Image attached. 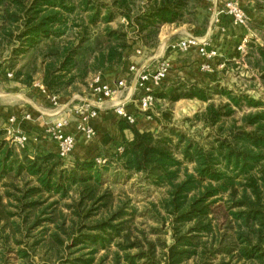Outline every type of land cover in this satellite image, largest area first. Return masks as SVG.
Segmentation results:
<instances>
[{"label":"trees","instance_id":"16d2710c","mask_svg":"<svg viewBox=\"0 0 264 264\" xmlns=\"http://www.w3.org/2000/svg\"><path fill=\"white\" fill-rule=\"evenodd\" d=\"M194 1L146 0L147 9L134 13L135 0H0V56L9 48L14 59L41 57L43 84L61 95L91 72L116 65L124 71L132 63L127 33L122 26L110 27L118 14L147 45L163 24L184 21ZM0 65L14 72L4 81L38 91L31 83L36 67L27 70L25 63L15 73L12 66ZM213 93L228 101L209 102ZM155 96L209 102L200 129L211 131L198 139L176 126L140 131L128 123L134 138L125 139L123 151L117 149L100 166L98 156L81 159L75 150L68 159L56 149L29 144L18 152L0 128V182L33 177L23 187L4 183L13 189L6 191L8 201L0 198L5 258L0 264H9L11 252L27 264L38 246L50 254L40 264H93L95 255L113 244L114 264H264V109L245 114L240 125L225 122L243 100L254 108L263 103L218 85L183 81L170 93L161 83ZM111 173L113 178L136 174L149 185L167 188V196L150 203L147 213L161 223L170 221L171 242L149 239L135 226L138 209L129 201L117 202L105 187ZM221 201L227 215L219 214ZM151 231L159 234L162 227Z\"/></svg>","mask_w":264,"mask_h":264},{"label":"rangeland","instance_id":"374dc122","mask_svg":"<svg viewBox=\"0 0 264 264\" xmlns=\"http://www.w3.org/2000/svg\"><path fill=\"white\" fill-rule=\"evenodd\" d=\"M215 1H218V3L221 4V2L227 0H195L189 5L184 21L179 23H165L176 25L188 24V27L192 29V32L195 35L207 37L211 46L217 48L220 52V57L214 60V70L209 72L206 78H203L202 81L191 80L187 75L181 74L174 83L177 84L178 81H183L196 83L200 86L209 85L211 87L218 85L221 88L233 91L237 96H248L261 101L263 107L254 108L247 105L245 100H243L242 107H234L236 112L232 116L225 118L226 125L228 126L234 121L240 125L241 119L245 114L264 109V0H237L249 17V22L246 26H237L227 17L216 22L213 17ZM145 2L146 0H135V3L132 5L134 13L146 10L147 7ZM165 24L160 27L159 33L156 35L155 39L147 40V45L143 44L142 39L139 38L136 33L135 27L129 24L128 20L122 15L118 14L110 24V27L116 29L119 26H122L123 31L127 33V41L130 45L128 47V58H141L139 60L134 58L132 63L143 64V62H145L150 56L159 53L158 45L160 42V34L162 27ZM98 28L99 30H102L104 26L100 24ZM228 35H230L231 38H228ZM180 36L183 35L177 33L175 38L179 39L181 38ZM245 37H248V41L245 46V52L241 53L238 50V47ZM164 58L165 57L158 58L157 60L155 59L156 61L154 60V63H151L150 61V64L154 65L155 62L157 63V61ZM180 60H183V57H179L178 61ZM0 61L6 66H12L15 73L24 66L25 63H27V70L30 68L35 69L36 67L37 72L34 73L31 82L33 83V87L36 82L43 80L41 71L43 63L41 57L27 54L25 57L14 59L11 57L8 48V50L4 51L0 56ZM110 69L115 70L114 72H116L115 75L117 74V77L123 72L121 65L113 66L105 71ZM176 69H179V71L181 70V68ZM105 71L102 73H105ZM94 74L95 73L91 72L84 80H77L73 85L61 92L60 97L63 100H67L73 95L84 96L85 92H89V82ZM172 88L166 90L170 93ZM0 94L7 97L12 95L15 97H17V95H23L36 102L44 101L45 103V101H48L41 93L34 91L31 86L27 87L17 80L4 81L3 79H0ZM227 101V97L213 93L212 99L209 102L219 105L220 103H225ZM209 102L196 98H182L176 102H170L168 99H159L156 103V107H154L149 114L153 119H162L160 121V129L164 125L176 126L185 132L195 134L198 139H201L211 131L209 129L204 131L200 129L204 125L201 117L206 111ZM163 113H172V115L163 117ZM197 114H199L200 117H196ZM15 148L18 152L21 151V149H18L16 146ZM190 167H192V165H190ZM115 168L116 166H111L110 169L112 173H114ZM112 173L111 178H108L109 180L105 184V187H109L114 192L117 202L129 201L130 207H136L138 209L135 216V226L138 227V229L145 231L149 239L154 240L160 236L167 242H171L170 221L168 220L165 223H161L160 220L156 221L150 216L152 213H147V211H149L150 203H159L161 199L167 196V188L149 185L136 174L130 176L121 174L118 175L117 178H113ZM31 179H33V177L25 175L23 179L7 178V180H2L0 182V198H3L4 202L8 201L6 191L13 189L12 186L6 187L4 183H14L15 185L23 187L25 180ZM64 211L67 212V209L64 208ZM218 211L220 215H227L224 202H220ZM99 217L100 215L94 219ZM152 227H162V231L159 234L153 233L151 231ZM18 237L21 236L19 235ZM34 240L35 237L33 235L28 238L30 243ZM12 247H14L16 251L17 246L12 244ZM116 250L117 247L115 244L111 246L110 250H100L95 255L93 264H114V252ZM30 251L32 250L30 249ZM1 253L2 247L0 246V263H3L5 258H3ZM18 256L19 255L16 252H11L6 257V260L9 264H20L22 259H19ZM31 256L32 257L27 264H40L48 259L50 254H48L46 248L38 246L36 252H33ZM191 263L192 262L190 261L189 264Z\"/></svg>","mask_w":264,"mask_h":264},{"label":"built area","instance_id":"2783aa9c","mask_svg":"<svg viewBox=\"0 0 264 264\" xmlns=\"http://www.w3.org/2000/svg\"><path fill=\"white\" fill-rule=\"evenodd\" d=\"M213 17L216 22L227 17L237 26H246L249 22L248 15L237 0H227L221 4L215 1ZM247 41L248 37H245L239 45L238 50L241 53L245 52ZM173 48L183 53L195 52L199 58V67L206 72L214 70V60L220 57L219 50L211 46L207 37L193 33L184 36ZM171 68L172 63L166 58L157 61L153 67L131 63L114 84L106 82L102 72L95 73L89 82V95L79 101L76 99L64 101L60 95L51 93L42 81H38L34 87L52 106L54 118L48 121L39 133L31 134L16 127L15 124L20 119L31 120L32 113L26 112L21 116L13 114L8 118V126L4 128L6 138L18 149L25 148L31 140H47L55 144L60 158L68 159L77 145L76 136L67 131L68 127L83 134L87 140H92L97 135L93 123L103 110L114 112L129 124H136L138 117L134 111L129 110L130 104L134 102L137 103V111L150 117L149 113L158 101L155 96L156 90ZM13 77L12 70L0 65V79ZM129 79L133 81L131 85L128 83ZM118 151H123V146H120ZM107 160L105 156L96 157V162L100 166L105 165Z\"/></svg>","mask_w":264,"mask_h":264},{"label":"crops","instance_id":"0c3cea01","mask_svg":"<svg viewBox=\"0 0 264 264\" xmlns=\"http://www.w3.org/2000/svg\"><path fill=\"white\" fill-rule=\"evenodd\" d=\"M177 33L183 36H180L181 38L176 39L175 36ZM189 33L193 32L192 29L188 27V24H165L162 27L160 34V42L158 45L159 53L157 55L150 56L147 60H145V62H143L144 65L153 67V65L150 64V61L151 63H154L155 59L157 60L161 57H165L171 61L172 68L162 82V87L165 90L172 88V86L175 84L174 82L177 81L178 76L181 74L187 75V77L191 80L202 81L203 78H206L209 73L201 70L199 67V58L195 52L183 53L173 48V46L176 45L180 39ZM227 37L231 38L230 35ZM179 57H183V60L178 61ZM134 58H137L138 60L141 59L138 57ZM134 58H130L132 62ZM176 68H181V70L179 71V69ZM114 71L115 70L110 69L103 73V77L106 82L110 84H114L116 82L118 77L116 76L117 74L115 75L116 72ZM128 83L131 85L133 81L129 79ZM88 95L89 92L87 91L84 93V96L73 95L67 100L76 99L79 101L81 98ZM67 100L65 99L64 101ZM136 109L137 103H131L129 110L134 111L138 117L137 123L134 124L138 130L152 131L160 128V121L162 119H153L152 116L149 117L148 115L143 114ZM26 112L32 113V119L27 121L20 119L16 122L15 126L20 127L24 131H27L31 134L39 133L45 124L54 118L53 108L48 101H45V103L44 101L36 102L24 97L23 95H17V97L12 95L7 97L0 94V128L4 129L8 126L9 116L13 114H18L21 116ZM169 115H172V113L162 114L163 117H167ZM93 124L97 131V135L92 140H87L83 134L75 131L72 127L67 128L68 132H72L76 136L77 145L75 148V153L77 157L81 159L87 158L89 155H92V157L95 155L109 157L121 146L125 139L132 140L134 138L133 130L128 126V122L120 119L112 111H101ZM28 144L30 147L39 146L46 147L48 150L56 149L55 144L44 139H40L38 141L31 140Z\"/></svg>","mask_w":264,"mask_h":264}]
</instances>
